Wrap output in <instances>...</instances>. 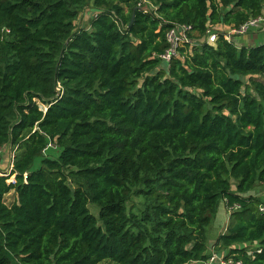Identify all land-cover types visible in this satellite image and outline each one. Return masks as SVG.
<instances>
[{
  "label": "trees",
  "instance_id": "obj_1",
  "mask_svg": "<svg viewBox=\"0 0 264 264\" xmlns=\"http://www.w3.org/2000/svg\"><path fill=\"white\" fill-rule=\"evenodd\" d=\"M89 1L0 0V149L17 148L0 175V264L206 261L222 199L232 223L218 244L264 264V202L249 194L264 184V44L222 32L159 57L172 25L204 39L262 15L264 0H146L147 11L92 0L89 27L77 26ZM49 142L57 158L44 157ZM135 183L140 214L128 209Z\"/></svg>",
  "mask_w": 264,
  "mask_h": 264
},
{
  "label": "rangeland",
  "instance_id": "obj_2",
  "mask_svg": "<svg viewBox=\"0 0 264 264\" xmlns=\"http://www.w3.org/2000/svg\"><path fill=\"white\" fill-rule=\"evenodd\" d=\"M141 2H143L145 5H147V1L146 0H141ZM144 5V6H145ZM93 1L90 0L89 2L85 3L84 5H81L79 7L76 8V12L77 15L75 17V23L77 26H87L89 27L90 24V20L93 18V16H95L96 14V10L93 8ZM264 14V12H263ZM224 32L229 40L231 42H234L238 47H242V46H246V47H250V46H255L257 43H264V28H255L253 30L250 31H245L243 33L240 32H233L232 29L227 26V25H219L216 27H212L210 29V31L207 33V36L204 39H198L196 37H193L192 40L196 43L198 42L197 45H200L201 42L203 41H207L209 39V37L211 35H213L214 33L217 35H219L220 33ZM165 63V62H164ZM243 80L246 82L248 80V77L243 78ZM40 103V107L45 108V104ZM47 109V108H46ZM12 145L11 144H6L4 145L1 149H0V175L4 174V173H9L12 170L13 167V155L15 154V149H12ZM61 152V147L56 143V142H49L47 148L44 150V157L46 158H57L59 156ZM42 162V158H38L35 163H34V168H38L40 167ZM14 179V176H12L11 180L12 181ZM68 185L74 189L75 188V183L72 179L68 180ZM145 184H134L133 187V194L132 197L128 203V209L130 212L134 213V214H140L143 210H144V206L146 204V198L144 196V194L142 193L144 189H146V187H143ZM250 195L262 200L264 202V184L261 183H257L255 188L252 190V192L249 193ZM15 193L12 191L9 194L6 195L5 197V202L6 204L10 205L13 200ZM261 206H264L263 204ZM224 209H226L228 211V216H227V221L225 222L224 226H225V233H227L228 228L230 226V224L232 223V218H231V209L230 207L227 205V200L226 199H222L219 209L215 215V217L213 218L212 224L209 227L208 232L211 235V239L215 237L216 235V220L219 217L220 212H222ZM89 210L90 212L96 216L98 218V222L100 224H102L101 220H100V208L94 204V203H90L89 204ZM241 247H245L247 250L251 251L255 248H258L260 245L259 243H254V244H239ZM209 250L211 252L208 251L209 256L211 254L214 253H219L222 252V255H227L230 253L229 249L224 247L223 244H218V241H216L213 245L209 246ZM207 253V254H208ZM10 257L12 258V264H19L16 259L9 254Z\"/></svg>",
  "mask_w": 264,
  "mask_h": 264
},
{
  "label": "built area",
  "instance_id": "obj_3",
  "mask_svg": "<svg viewBox=\"0 0 264 264\" xmlns=\"http://www.w3.org/2000/svg\"><path fill=\"white\" fill-rule=\"evenodd\" d=\"M230 28L232 29L233 32H240V33H243L245 31L248 32L255 28H258V29L264 28V14L258 17L252 18L249 22H247L246 24H244L238 29L232 28V27ZM193 34H194V29H193V26L190 24L172 25V27H170L166 32V41L168 43V48L165 50L163 54L159 55L162 61L169 64L173 58L179 57V49L183 47L185 44L189 43L191 44V46H199L197 45L198 42L195 43L192 40ZM225 37L228 41H230L226 34H225ZM216 40H217V35L214 33L213 35L209 37L207 42L215 43ZM14 149L16 152L17 148L14 147ZM14 159H15V154L13 155L12 162L14 161ZM238 208H240L239 205H234V209H238ZM260 211L264 212V206H260ZM205 264H244V263L242 260H237L233 258L232 256H230V254L222 255L221 253L220 254L214 253L209 256Z\"/></svg>",
  "mask_w": 264,
  "mask_h": 264
},
{
  "label": "crops",
  "instance_id": "obj_4",
  "mask_svg": "<svg viewBox=\"0 0 264 264\" xmlns=\"http://www.w3.org/2000/svg\"><path fill=\"white\" fill-rule=\"evenodd\" d=\"M259 44H264V43H257L256 45ZM12 149H14V147H12ZM227 216H228V211L226 209H224L222 212H220L218 219L216 220V235L214 238L211 239V235L210 233H208V251L211 252L209 250V246L213 245L221 235L225 234V222L227 221ZM209 254V253H208ZM206 261H198L195 264H205Z\"/></svg>",
  "mask_w": 264,
  "mask_h": 264
},
{
  "label": "water",
  "instance_id": "obj_5",
  "mask_svg": "<svg viewBox=\"0 0 264 264\" xmlns=\"http://www.w3.org/2000/svg\"><path fill=\"white\" fill-rule=\"evenodd\" d=\"M149 9L148 5H145V6H142V7H139V10H142V11H147ZM134 22V16L132 17V20L130 22V25H132Z\"/></svg>",
  "mask_w": 264,
  "mask_h": 264
},
{
  "label": "clouds",
  "instance_id": "obj_6",
  "mask_svg": "<svg viewBox=\"0 0 264 264\" xmlns=\"http://www.w3.org/2000/svg\"><path fill=\"white\" fill-rule=\"evenodd\" d=\"M218 254H220V253H218ZM223 254V253H222ZM230 254V253H229Z\"/></svg>",
  "mask_w": 264,
  "mask_h": 264
}]
</instances>
